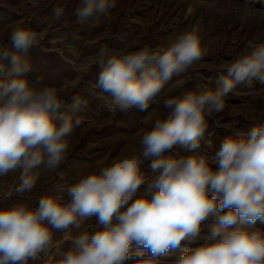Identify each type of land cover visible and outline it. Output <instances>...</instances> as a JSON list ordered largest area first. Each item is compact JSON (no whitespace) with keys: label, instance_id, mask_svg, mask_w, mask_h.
Returning a JSON list of instances; mask_svg holds the SVG:
<instances>
[{"label":"clouds","instance_id":"1","mask_svg":"<svg viewBox=\"0 0 264 264\" xmlns=\"http://www.w3.org/2000/svg\"><path fill=\"white\" fill-rule=\"evenodd\" d=\"M114 6L115 0H80L74 14L86 23ZM63 15L62 7L53 8V20ZM39 35L17 22L10 47L0 46V177L19 170L17 192L35 186L33 169L60 165L67 138L81 123L72 113L87 104L73 96L71 111L61 112L65 89L30 81L27 53ZM249 47L218 77L216 89L162 101L165 84L205 55L197 29L156 50L101 49L93 61L100 67L94 87L111 96L109 110L146 111L162 102L167 116L142 130L138 151L72 185L67 203L49 194L35 208L0 207V264H29L49 249L54 231L79 230L93 218L98 230L75 237L59 264H169L160 257L178 248L183 254L171 264H264V231L255 227L264 222V125L226 137L211 158L200 152L208 119L223 110L236 85H264V44ZM174 146L188 155L166 156ZM147 161L150 174L142 170ZM208 221L210 231L202 235ZM192 243L198 246L182 247Z\"/></svg>","mask_w":264,"mask_h":264},{"label":"rangeland","instance_id":"2","mask_svg":"<svg viewBox=\"0 0 264 264\" xmlns=\"http://www.w3.org/2000/svg\"><path fill=\"white\" fill-rule=\"evenodd\" d=\"M79 5L80 0H0V46L10 47L9 33L17 22L41 34L40 43L27 53L32 69L28 73L30 81L63 87L61 112L71 111L73 96L87 101L86 106L72 113L73 120L79 118L81 123L67 138L69 147L60 165L54 170L44 165L33 169L38 174L36 184L26 192L16 191L19 170L0 177V207L24 203L35 208L41 196L49 194L67 203L72 185L98 173L118 156L138 151L142 130L166 118L162 102L150 103L146 111L109 110L111 96L94 87L100 67L93 61L101 49L128 52L147 46L156 50L167 47L184 32L197 29L205 55L187 73L165 84L157 98L162 101L169 96L216 89L218 77L226 75L231 63L252 50L250 44H264V0H115V6L106 14L94 15L86 23L78 22L74 14ZM56 7L64 9L58 21L52 19ZM260 125H264V85L256 80L239 83L225 97L223 110L208 119L200 152L211 158L226 137L247 134ZM165 155L188 153L174 146ZM149 163L145 162L142 170L150 174ZM210 225L211 221L202 225V235L209 233ZM255 227L264 231V222L257 220ZM98 228L93 218L79 230L54 231L49 249L29 264H59L63 254L74 249L75 237ZM183 246L194 248L198 243ZM182 254L180 248L170 249L160 260L171 264Z\"/></svg>","mask_w":264,"mask_h":264},{"label":"bare ground","instance_id":"3","mask_svg":"<svg viewBox=\"0 0 264 264\" xmlns=\"http://www.w3.org/2000/svg\"><path fill=\"white\" fill-rule=\"evenodd\" d=\"M209 3H210V2H209ZM199 4H200V3H199ZM230 6H231V5H230ZM230 6H229V7H230ZM218 7H219V6H218ZM234 8H235V7H234ZM235 9H236V8H235ZM238 10H239V9H238ZM247 11L249 12V10H247ZM250 12H251V11H250ZM258 12H259V11H258ZM259 13H260V12H259ZM259 13H258V14H259ZM252 14H253V13H252ZM258 14H257V15H258ZM261 16L264 17V12L261 13ZM257 17H258V16H257ZM261 18H262V17H261Z\"/></svg>","mask_w":264,"mask_h":264}]
</instances>
